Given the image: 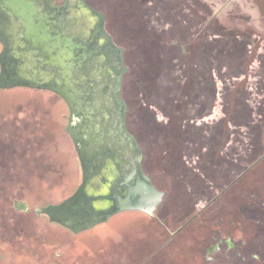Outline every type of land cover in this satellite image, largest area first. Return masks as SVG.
Listing matches in <instances>:
<instances>
[{"label": "rangeland", "instance_id": "obj_1", "mask_svg": "<svg viewBox=\"0 0 264 264\" xmlns=\"http://www.w3.org/2000/svg\"><path fill=\"white\" fill-rule=\"evenodd\" d=\"M89 1L105 13L107 29L126 47L129 69L122 95L127 122L144 152L146 175L164 193L162 201L152 215L125 210L76 234L43 223L33 209L61 200L82 178L64 130L67 110L47 91L0 89V264H208L196 248L211 230L200 223L218 221L220 215L227 221H247L243 207L262 199V193H255L260 191L261 176L241 180L223 193L219 203L207 206L216 180L225 176L212 165L197 162L192 144L198 139L197 125H211L212 115L204 109L196 113L202 108L198 97L210 96L204 90L189 98L196 88L189 78L194 77L195 62L207 54L202 49L227 44L233 29L247 32L235 35L232 53L221 50L213 56L210 51L207 61L216 58L220 64L209 72L216 78L235 72L241 77L244 72L247 77L264 73V0H166L168 5L161 9H151L150 0ZM230 63L234 70L227 69ZM164 88L171 95L166 103L158 94ZM140 102L144 110L156 109V120L163 124L153 134L136 117L147 118L136 113ZM162 105L169 113L161 110ZM14 199L25 201L29 210L14 209ZM187 221L191 224L184 228Z\"/></svg>", "mask_w": 264, "mask_h": 264}, {"label": "flooded vegetation", "instance_id": "obj_2", "mask_svg": "<svg viewBox=\"0 0 264 264\" xmlns=\"http://www.w3.org/2000/svg\"><path fill=\"white\" fill-rule=\"evenodd\" d=\"M142 1L145 2L147 0ZM150 1L151 9L157 7L160 9L166 8L168 5L166 0ZM32 2L36 11L42 14V18H45V14L50 16L51 23L49 27H51L53 35L55 38L59 37L64 43H67L70 53H73V59L70 60L72 75L68 81L67 91L73 93L74 90L79 93L77 100L79 103L77 101L73 102L70 109L65 99L53 91L54 88H65L66 86L64 78L58 72V68L48 62V57L42 56V52L38 47L33 46L25 39L19 18L1 5L0 72L12 84L8 87L0 86V89L24 87L32 90L47 91L65 104L67 111L63 115L66 120L64 130L72 142L80 171L82 172V178L83 176L85 177V183L88 187V190H86L87 194L94 197V201L102 204L87 217L90 220L99 219L103 212H109L110 209H114L117 205V200L113 202L105 198L106 196H112L115 189H117L114 194L115 197L125 194L124 185L119 184L116 188L115 185L117 184H115V181L121 174L125 173L123 166L129 165L138 153L133 145L134 142L138 144L141 151L140 164L142 172L145 173L143 167L144 152L135 135V131H133L134 129L128 125V106L122 95L124 76L129 69L125 62L126 47L119 41L117 42L107 29L105 13L89 0H32ZM160 16L164 17V14L162 13ZM223 32L221 31L220 33ZM246 32L244 30H230L228 31L230 42L226 41L227 44L219 43L214 48L208 47L209 50L206 48L202 49V52L207 54L202 56V61L195 62V74L194 77L189 78V81L196 88L195 90L193 88L192 93L188 94L189 98L190 96L197 97L202 94V91L207 90L206 92L210 96L207 98V95L204 94L198 97L202 105V108L196 111L198 115L202 114V109L206 110L207 114H210L214 103L216 77L209 71L210 69H219L220 61H217L216 58L212 61H207L210 58L208 56L211 53L210 51H213V56L216 53H220V50L232 53L233 45H235L233 43L235 35L238 33L245 35ZM184 54H186L185 49ZM201 66H203V72L201 71ZM168 75L171 76L172 74ZM119 76H121L119 98L126 105L124 124L129 138L123 144L120 136H107L110 128H113L118 123V114L116 112L119 111L120 100H116L114 92ZM154 82L156 86L158 84L156 76ZM166 91L167 89L164 88L158 93L160 99L165 103L171 96ZM142 97L144 98L145 95H142ZM164 105H162L163 108L161 110L166 113ZM137 108V114L138 112L147 114V118L139 114L136 115V117L143 119L146 132L153 134V130L158 127L162 128L163 124L156 120V109L144 110V104L141 102L137 105ZM180 113L179 117L183 118L184 110L182 109ZM68 126L69 132L66 130ZM207 127L211 129L212 126L208 125ZM101 136L104 137L106 142L104 146L99 143ZM214 168L217 169L218 174L223 172L221 175L225 176V178L216 180L219 183H217V187L214 188L215 192L212 193L207 203L209 207L219 203L223 193L232 187L235 188L237 183L245 181H241L245 176L242 175L243 173L239 176H233L241 169L240 164L236 165L229 162L223 164L219 162L215 164ZM82 178L67 196L59 201L48 202L35 207L33 212L38 218L43 220V223L58 224L75 234L83 231L81 227L85 223H82L83 221L81 220H70L69 222L59 220L56 217L58 213H56V216L53 215V219H51L49 214L43 212V209L47 206L57 204L73 194H77L82 184ZM149 179L153 184L152 179L150 177ZM258 180L259 183L261 182V188L258 189L260 191L256 190L255 193H262V199H258L257 203L255 202L254 204L250 202L243 207L245 214L248 213L249 222L248 220L238 222L232 219L227 221L220 215L218 221L210 224L206 222L200 223L203 229L211 230L206 242L197 243L196 248V251L201 252L202 259L206 263L264 264V173ZM249 198H254L253 193L250 194ZM254 205L256 208H254ZM13 208L22 212L29 210L25 201L17 199L13 200ZM247 208L250 211H247ZM253 217L255 221H253ZM64 223L77 229L76 232L65 226ZM190 224L191 221H187L184 224V228Z\"/></svg>", "mask_w": 264, "mask_h": 264}, {"label": "water", "instance_id": "obj_3", "mask_svg": "<svg viewBox=\"0 0 264 264\" xmlns=\"http://www.w3.org/2000/svg\"><path fill=\"white\" fill-rule=\"evenodd\" d=\"M0 5L10 10L14 16L19 18L21 28L24 30L25 39L33 46L38 47L42 52V56L48 57V62L58 68V72L64 78L66 86L65 88H54L53 91L60 94L71 109L72 103L77 101L79 97V93L74 90L73 93L67 91L68 81L72 75L70 60L73 59V53H70L67 43H64L59 37L55 38L53 35V31L51 27H49L51 23L50 16L45 14V18H42V14L36 11L32 0H0ZM11 84L10 80H6L5 75L0 72V86L8 87L11 86ZM120 85L121 76L117 79L114 92L116 100H120V108L119 111L116 112L118 114V123H116L113 128H110L107 136H120L121 143L123 144V142H127L129 138L124 124L126 105L119 98ZM77 103H79V101H77ZM119 129L120 131H118ZM66 130L69 132V126ZM99 143L102 146L106 145L104 137H100ZM95 145L97 146V144ZM133 145L138 152L135 159H132L129 165L123 166L125 173L121 174L115 181V184H117L115 185L116 188L119 184L124 185L125 194L115 197L114 194L117 192V189H115L112 196L105 197L113 202L117 200V205L114 209H110L109 212H103V215H101L99 219L90 220L88 218L92 212L102 204L94 201L95 198L87 194L88 192L86 190H88V187L85 183V177L83 176L82 184L77 194H73L57 204L47 206L43 209V212L49 214L51 219H53V215L56 216V213H58L56 217L59 220L67 222L70 220H81L83 221L82 223H85V225L81 227V230L90 228L95 223L105 222L112 215L125 210H137L152 215L156 206L162 201L164 193L154 187L149 177L142 172L140 164L142 154L138 144L134 142ZM64 224L76 232L77 229L66 223Z\"/></svg>", "mask_w": 264, "mask_h": 264}, {"label": "crops", "instance_id": "obj_4", "mask_svg": "<svg viewBox=\"0 0 264 264\" xmlns=\"http://www.w3.org/2000/svg\"><path fill=\"white\" fill-rule=\"evenodd\" d=\"M241 68L246 70V65ZM227 69L234 70V65L230 63ZM240 73L216 78L212 114H207L212 115V127L198 124V139L192 144H196L198 164L213 168L219 162L240 164L233 176L243 173L241 180L248 181L264 173V73L257 77H247L245 72L241 77ZM203 122L208 123L206 116Z\"/></svg>", "mask_w": 264, "mask_h": 264}]
</instances>
